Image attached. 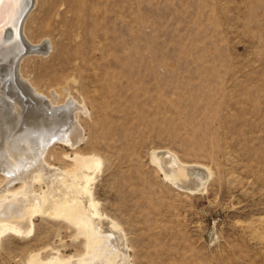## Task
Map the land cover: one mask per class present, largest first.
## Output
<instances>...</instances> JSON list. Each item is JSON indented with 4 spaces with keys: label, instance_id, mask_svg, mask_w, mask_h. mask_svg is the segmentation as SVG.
Segmentation results:
<instances>
[{
    "label": "rangeland",
    "instance_id": "374dc122",
    "mask_svg": "<svg viewBox=\"0 0 264 264\" xmlns=\"http://www.w3.org/2000/svg\"><path fill=\"white\" fill-rule=\"evenodd\" d=\"M28 20L48 47L19 74L57 106L86 107L79 152L55 143L47 160H102L95 198L130 264H264V0H40ZM159 151L211 175L185 191ZM84 243L39 217L29 235L4 236L0 264L77 259Z\"/></svg>",
    "mask_w": 264,
    "mask_h": 264
},
{
    "label": "bare ground",
    "instance_id": "6f19581e",
    "mask_svg": "<svg viewBox=\"0 0 264 264\" xmlns=\"http://www.w3.org/2000/svg\"><path fill=\"white\" fill-rule=\"evenodd\" d=\"M39 5L40 0H0V243L6 235H29L37 218L49 217L74 229L87 251L77 259L56 251L46 264H130L120 226L100 210L95 198V174L102 160L65 154L74 163L69 170L47 160L55 143L79 150L84 141L80 115L86 107L72 98L58 107L57 93L50 101L19 74L18 65L30 53L44 54L48 47V41L34 44L26 32ZM23 13L19 41L17 21ZM153 159L167 179L191 193L211 175L172 152L159 151ZM17 182L22 185L11 190Z\"/></svg>",
    "mask_w": 264,
    "mask_h": 264
},
{
    "label": "water",
    "instance_id": "95a60500",
    "mask_svg": "<svg viewBox=\"0 0 264 264\" xmlns=\"http://www.w3.org/2000/svg\"><path fill=\"white\" fill-rule=\"evenodd\" d=\"M23 14H21L19 20L17 21V37H18V40L20 41L21 40V37H22V33H21V23H22V20H23Z\"/></svg>",
    "mask_w": 264,
    "mask_h": 264
}]
</instances>
